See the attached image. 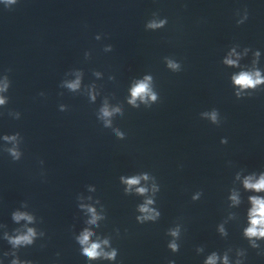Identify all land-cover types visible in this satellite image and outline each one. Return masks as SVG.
<instances>
[{
  "label": "clouds",
  "instance_id": "9594fccd",
  "mask_svg": "<svg viewBox=\"0 0 264 264\" xmlns=\"http://www.w3.org/2000/svg\"><path fill=\"white\" fill-rule=\"evenodd\" d=\"M3 2L6 5H14L18 2V0H3ZM244 19H247V12L245 13ZM165 21H160L159 23L152 22L148 25L149 28H158L162 27ZM239 24H243V20L238 21ZM234 51V49H233ZM247 51V49H245ZM259 53H257V56ZM225 63L229 65H234L236 61L232 59H228L225 61ZM168 67L173 70L179 69V64L174 63L173 61H168ZM151 77H145L143 81H140L136 84V86L132 89V100H130V103L135 104V100L137 97H139L141 100H145V98H150L151 100L155 101L157 99V96L155 93L151 92L150 89V82ZM234 83L238 86H240L242 89L246 88H256L257 85L264 83V79L261 78L260 72L255 71L254 73L250 72H241L238 76L233 77ZM79 86V81L77 80L75 83H71L68 85L69 88L75 89ZM9 84L7 77H5V82L2 86H0V92H5L8 90ZM41 95H43L41 93ZM240 94L237 93V96ZM6 103V100L4 97H0V105H4ZM118 111V109L113 110ZM102 114L104 117H109L112 115V112L108 110L107 107L102 109ZM207 115V113H206ZM211 119L215 122L217 119V113L213 111L210 114ZM19 135V134H17ZM4 139L6 141H16L17 136H5ZM7 151L10 153L14 161H17L20 159L21 153L17 150V147L9 148ZM123 179V178H122ZM143 179H147V176H144ZM253 178L248 177L244 181V186L247 189H255L257 191L264 190V175H261L259 180L256 182H252ZM140 181V177H134L131 179H128L125 181L129 186L136 185ZM147 191L145 188H138L137 192L143 194ZM232 201L234 203H239V200L236 195H233L231 197ZM253 207L248 213L249 218V227L244 229L243 235L247 238L249 241L251 248L253 249H259L260 245L257 243V240L264 239V199L252 196L249 197ZM152 200L146 201L145 205L140 206V211L142 213H145L146 215L137 217L136 219L138 221H145V220H155L160 213L155 212L153 209L149 208L148 205L152 204ZM83 207V205H82ZM89 212L92 213L91 220L88 221L90 224H95L98 219H100L99 216H97L94 208H89ZM12 219L16 221L17 223L21 220H25L28 223H32L34 220V217L28 213L25 212H14L12 214ZM219 232L222 236L227 237L228 233L225 231L223 225L219 227ZM169 234L173 237H179V228L171 229L169 231ZM40 235L43 236L44 232H40ZM93 235V233L85 229L78 237H76L78 243L82 246V255L85 256L88 260L97 259L99 257H104L107 259H115L117 252L115 249H113L111 252H103L101 249V243L98 242H91L90 243V237ZM37 237V231L34 228H27L26 232L17 234L15 236H5V238L9 241V243L14 247L19 246H29L34 243V239ZM104 244H107L108 241H103ZM168 248L171 249L173 253H176L179 251L180 245H178L175 240L168 244ZM203 247H197L196 252H202ZM259 254V253H258ZM246 253L243 250L237 251V256H245ZM220 260L221 264H230L229 256L227 251L224 252L223 256H219L217 252L213 251L211 255L207 257V259L204 261V264H217V261ZM12 264H31V262H21L19 260H13ZM168 264H175L174 260H169ZM235 264H243V262L240 259H237L235 261Z\"/></svg>",
  "mask_w": 264,
  "mask_h": 264
}]
</instances>
